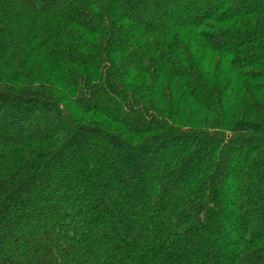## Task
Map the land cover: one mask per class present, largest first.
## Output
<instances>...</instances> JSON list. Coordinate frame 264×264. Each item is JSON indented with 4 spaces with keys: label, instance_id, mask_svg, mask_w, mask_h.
<instances>
[{
    "label": "trees",
    "instance_id": "16d2710c",
    "mask_svg": "<svg viewBox=\"0 0 264 264\" xmlns=\"http://www.w3.org/2000/svg\"><path fill=\"white\" fill-rule=\"evenodd\" d=\"M0 264H264V0H0Z\"/></svg>",
    "mask_w": 264,
    "mask_h": 264
},
{
    "label": "rangeland",
    "instance_id": "374dc122",
    "mask_svg": "<svg viewBox=\"0 0 264 264\" xmlns=\"http://www.w3.org/2000/svg\"><path fill=\"white\" fill-rule=\"evenodd\" d=\"M188 128V127H187ZM194 130H196V128L194 129ZM203 130H206V129H203ZM197 131V130H196ZM200 131H202V130H200Z\"/></svg>",
    "mask_w": 264,
    "mask_h": 264
}]
</instances>
